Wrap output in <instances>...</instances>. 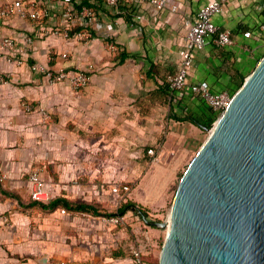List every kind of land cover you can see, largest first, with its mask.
Segmentation results:
<instances>
[{"label":"crops","instance_id":"obj_1","mask_svg":"<svg viewBox=\"0 0 264 264\" xmlns=\"http://www.w3.org/2000/svg\"><path fill=\"white\" fill-rule=\"evenodd\" d=\"M6 1L0 0V8ZM86 1L95 6L103 23L92 29L90 41L43 36L36 23L16 16H0V39L11 35L18 43L15 50L0 48V173L7 175L0 180V264H133L129 255L119 251L110 253V243L114 238L120 242L123 234L113 233L105 217L74 210L63 213L61 207L49 210L29 205L34 199L32 185L25 175L31 162L42 156L45 136L51 134L44 133L39 113L22 108V98L52 106L57 121L54 125L58 128L52 136L60 131V139L66 141L67 137L62 135L72 137V130L66 135L64 126L78 127L80 133H92L95 129L104 132V124L113 125L116 115L115 124L120 129L117 151L121 156L126 153L127 142H136L138 152L142 144H147L145 156L151 159L147 150L154 147L171 172L182 165L184 157L198 150L208 136L207 129L184 117L190 115L206 122L217 114L192 93L175 100L168 90L169 76L181 65L186 23L194 20L199 9L211 0H173L178 4L175 11L170 7L158 10L144 0H120L112 8L105 5V0ZM221 1L224 9L214 16V21L221 28L231 30L235 43L222 47L212 40L204 49L195 50L194 65L187 77L189 83L206 82L215 92L233 90L264 54V0ZM55 11L59 15V2L55 3ZM26 34L35 37L30 53L21 50ZM109 40L117 44V52L109 51ZM50 50L58 55L55 64L94 65L89 84L73 90L67 81L54 86L36 81L42 73L33 70L31 64L47 65ZM62 52L68 53L67 58L59 56ZM110 109L115 113H110ZM105 137L99 136L94 143H106ZM60 139L51 140L56 144ZM88 139L92 142L93 137L85 135L83 141ZM72 143L68 145L70 152L76 146L73 140ZM75 154L73 151L70 156ZM84 166L85 169L78 166L65 169L60 182L52 187L53 192L68 199L84 197L99 203L104 201L105 192H109L116 205L120 194L112 188L124 183H97L91 177L94 170ZM76 173L87 175L90 182L66 188L64 184ZM41 175L46 182L42 172ZM161 178L158 175L157 181ZM157 185L149 187L150 203L156 199ZM30 196L32 199L28 201ZM4 217L11 223H5ZM154 231L155 228L147 230L148 234Z\"/></svg>","mask_w":264,"mask_h":264},{"label":"water","instance_id":"obj_2","mask_svg":"<svg viewBox=\"0 0 264 264\" xmlns=\"http://www.w3.org/2000/svg\"><path fill=\"white\" fill-rule=\"evenodd\" d=\"M184 170L160 264H264V55Z\"/></svg>","mask_w":264,"mask_h":264},{"label":"rangeland","instance_id":"obj_3","mask_svg":"<svg viewBox=\"0 0 264 264\" xmlns=\"http://www.w3.org/2000/svg\"><path fill=\"white\" fill-rule=\"evenodd\" d=\"M54 55V59L51 60V62L49 61L47 64L51 67L65 66L67 67V69L88 67L87 63H78V66L70 65L69 63L61 65L55 64V60L58 56L57 54ZM54 64L55 66H53ZM5 81L7 82L8 80L5 79ZM36 81L46 86H54L56 84L47 81L44 75L40 73L38 74ZM9 82L10 81H8L7 83ZM25 102L31 103L34 108L32 111H26L39 113L41 117L40 125H42V128L44 129V133L51 134L48 135L49 138L48 136H45L46 144L44 146H41L43 148L42 156L36 157L29 166L28 172L25 175L28 178V181L29 172L31 171V169H40L44 178L46 179V183L49 184L48 186L49 191L52 195V200L56 196L58 197V195L53 192L52 187L54 186V184L60 182L61 173L63 174L64 170L68 169L70 166H78L79 169H85L84 165H86L87 167L89 166L90 168H92V170H94V173L91 177L93 181L97 183L105 182L106 185H110L111 183L115 182L124 183L119 185L121 189L118 198L119 200H121L116 205H113L114 198L109 195V192H105L106 194L102 203L96 202L94 200H86L84 197L75 196L69 198L71 201L89 202L94 204L98 211L101 213L99 215H101L103 219L104 217L107 218L113 216L110 213H118L119 208L124 203L128 201H135L147 210L149 218L158 221H163L166 219L171 209L178 182L187 167L186 162L191 161L197 150L188 157V160L184 161L183 165H180L179 168L171 172L170 168L166 167V162L163 159L154 162L152 159L145 156L144 148H146L147 144H142L141 150L140 152H138V150L135 148L137 145L136 142H127L125 144L126 153H124V156H121V152L117 151V146L120 144V141L117 140V136L120 135V129L118 130V127L115 124L117 122L116 115H114L112 119V121H114V124L111 126H109V124H104V119L101 118L102 123L105 126L103 127L104 132L100 129H98L97 131L95 129L92 133H83L84 131L80 133L78 131V127L73 128L69 125H67V127L64 126L66 135L69 130H72V137L64 136V134L62 135L63 137H67L68 141H66L64 140V138L60 139V131L57 136H52V134L58 132V128L54 125L57 121L55 120L54 109L52 106H43L37 100L25 97L20 100L23 109ZM42 110L48 113V119L44 118ZM102 111L108 113V111L103 108ZM109 112L115 113L112 109H110ZM217 118L215 119V121L217 120ZM98 120L101 122L100 119ZM74 130H76L77 132H74ZM85 135L87 137L92 136V142H90V139L84 142L83 139ZM101 135H106V143L102 145H100L98 142L94 143ZM75 136L78 138H73ZM53 137H55L56 139H60L61 142L59 141L56 144H53L51 140L53 139ZM126 139H128L127 135ZM72 140L74 141V145L76 146L72 148L70 152L68 151V145L71 144L72 146ZM39 141L42 142V139H39ZM92 144L93 148H90ZM60 149H63V151L60 152ZM73 151H76V154L74 156H70V153L72 154ZM86 162L89 165L85 164ZM158 175L163 176V178H161L159 182L157 181ZM88 182H90V180L87 175L84 176L82 174L76 173L73 174L72 178L67 181L64 186L69 189L75 186L81 187V184ZM156 183L158 184V188H156L157 196L155 197L156 199L154 203H150V201L152 200L147 196L150 189L149 187L152 184ZM140 194H142V198H139ZM31 199L32 198L30 196V199L28 201H30ZM136 199L141 200L139 201ZM27 209V207H23V210ZM48 211L49 210H46L44 212ZM115 215L123 217V221L119 224L109 222L110 230H112L113 233L121 232L123 236L120 242L114 240L115 238L113 239V242L110 243V253L119 251L122 254L129 255L133 258V250L138 247L141 242L146 240L145 231L149 230L150 228H155L154 232H151V234L149 233L150 244L144 252L143 258L147 264H160V253L163 247L167 229L150 226L140 218L133 207L129 208L123 215L119 213Z\"/></svg>","mask_w":264,"mask_h":264},{"label":"built area","instance_id":"obj_4","mask_svg":"<svg viewBox=\"0 0 264 264\" xmlns=\"http://www.w3.org/2000/svg\"><path fill=\"white\" fill-rule=\"evenodd\" d=\"M120 0H105L107 7H116ZM154 5L158 10L170 7L172 10L178 8V4L173 0H144ZM60 3L59 15L55 11V3ZM221 0H211L202 6L195 19L188 21L185 46L180 50L181 65L179 70L169 76L168 90L175 100H182L186 94L192 93L208 105V107L219 116L228 107L233 96V90L225 89L222 91H213L206 82L189 83L187 80L188 73L194 65V51L204 49L210 41H214L218 46H232L235 43L232 32L229 29H223L214 21V16L223 11ZM264 11V4L262 5ZM1 17L16 16L22 20L31 21L39 25L40 35H55L63 38H75L79 41H90L93 38L92 29L103 25L97 17L96 9L84 3L83 0H7L0 8ZM24 46L21 50L24 53H30L35 43L33 34H26L23 37ZM17 40L11 35H6L0 39V48L2 50H15L17 48ZM107 47L110 52L114 53L118 50V46L114 41L109 40ZM56 54L53 50L48 51L47 59L51 61ZM58 56V55H57ZM59 56L65 58L67 52H62ZM33 70L40 71L47 81L51 83H60L67 81L72 89L80 90L86 87L91 79V72L94 65L89 64L86 68L67 69L65 66L51 67L39 62L31 64ZM24 109L32 111L31 103H24ZM45 119L49 118L46 111L42 110ZM151 159L159 161V156L154 147L147 150ZM182 153H180L181 155ZM187 155L184 161L188 160ZM189 162V161H188ZM186 162V165L189 163ZM184 162L182 163V165ZM6 174L0 173V180L6 178ZM29 181L32 185L31 196L33 199L41 201H50L51 193L46 187V182L42 178L41 170L33 168L29 172ZM120 186L116 185L112 188L114 192H120ZM121 200V199H120ZM63 213H68L66 208L62 207ZM108 223L119 224L123 221V217L113 215L105 218ZM4 222L10 224V219L4 217ZM146 240L141 242L138 247L133 250V264H147L143 258V254L150 244V237L145 231ZM61 264H65L62 262Z\"/></svg>","mask_w":264,"mask_h":264},{"label":"trees","instance_id":"obj_5","mask_svg":"<svg viewBox=\"0 0 264 264\" xmlns=\"http://www.w3.org/2000/svg\"><path fill=\"white\" fill-rule=\"evenodd\" d=\"M84 3L88 4L90 7L95 8V6L92 5L89 1H86L85 0ZM245 78H246V76H243L241 78V80L236 84V87L233 88V93L243 84ZM217 117H218V114H216L213 117L207 119L206 122H202L198 118L193 117V116H190V115H187L184 118H189L190 120H192V122H194L197 125L210 127L213 124V122L215 121V119ZM29 205H40L43 209H49V210H53V209H56L58 207H61V208L64 207V208H66V210H74V211H79V212H87V213H92L94 215L101 214L98 211V209L95 207V205L92 204V203H89V202H74V201H71L70 199H68V198H66L64 196L55 197L54 199H52L48 203H46L44 201H41V200L34 199L31 203H29ZM132 207L135 209L136 213L143 220H144V215H146V216L149 215L148 212H147V210L144 209L141 205H139L135 201H128V202L124 203L119 208V212L118 213L123 215V214L126 213V211L129 208H132ZM118 213H110V214L111 215H115V214H118Z\"/></svg>","mask_w":264,"mask_h":264}]
</instances>
